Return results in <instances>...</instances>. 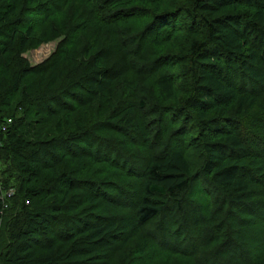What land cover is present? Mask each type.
<instances>
[{"label":"trees","instance_id":"16d2710c","mask_svg":"<svg viewBox=\"0 0 264 264\" xmlns=\"http://www.w3.org/2000/svg\"><path fill=\"white\" fill-rule=\"evenodd\" d=\"M65 1L0 0V171L12 166L21 180L35 175L37 181L23 194L18 186L7 195L12 172L6 182L0 176V264H158L159 258L170 264L172 255L180 258L178 264H264V245L255 246L260 239L252 237L264 230V0H191L178 7L174 15L182 14L188 29H202L188 48L189 78L180 99L175 78L152 80L159 96L177 104L157 108V117L146 122L139 116L140 109L150 110L146 102L132 106L123 99L108 111V120L87 117L82 126L80 118L70 122L71 114L87 106L95 113L104 109L118 78L136 87L138 79L124 78L125 72L159 71L155 65L162 58L138 59L143 35H125L118 24L144 16L150 5L153 35L147 40L160 45L177 17L158 12L162 4L152 0H80L81 18L63 25L66 37L56 52L39 65L27 64L21 54ZM89 26L105 30L115 57L97 50L98 36L84 45ZM78 58L72 67L63 63ZM98 96L103 102L93 105ZM60 110L64 122L52 128ZM129 132L141 140L133 141ZM129 140L153 152L124 169L140 179L130 213L104 218L87 208L74 212L82 202L91 207L97 202L96 193L87 199L78 193L80 182L89 188L112 182L93 180L101 177L94 163L102 159L123 169L100 150L131 158ZM17 158L23 161L17 164ZM133 240L134 252L128 253Z\"/></svg>","mask_w":264,"mask_h":264},{"label":"rangeland","instance_id":"374dc122","mask_svg":"<svg viewBox=\"0 0 264 264\" xmlns=\"http://www.w3.org/2000/svg\"><path fill=\"white\" fill-rule=\"evenodd\" d=\"M152 1L160 3V5L162 4L158 12L164 10V13H169L173 15L174 13L179 12L178 10L180 8L178 7H185L187 5H190L192 2L191 0H152ZM126 5H130V3L122 4V6H126ZM81 7H82V3L80 0L65 1V3L60 7L61 8L60 12L58 11L55 13L54 16H50L46 20V22H44L40 27H38V29L35 32L36 34H35L34 42L30 45L29 48H27L26 51H24L21 54V57L24 59V61L31 66H36L41 64L48 58H50L56 52L59 45L66 37V32L64 33L63 31L64 29L63 25L66 26L70 25V23L73 21L74 18L80 19L81 17L77 15V13L82 12ZM151 8L152 7L150 5H145L144 16H133L132 18H129V20L127 19L125 21H122L121 23L118 24V28L120 29V32L124 28L125 35L136 34V33L138 36L143 35V37L140 38L138 59H139V55H141L140 59L146 60L145 62L156 61L159 58H162V61L158 60L160 63L155 65V67L156 66L159 67V71L154 74H150L146 76H134L132 73L125 72L124 78L130 75L134 79V83L138 79V83L136 84L135 88L130 89L129 86H127V83L125 82L127 80L125 79L120 80V78H118V80H116L113 83L112 88L108 91V93H106L108 95V98L104 99L105 108L104 109L101 108L100 111L97 113H95V108L92 107L87 106L81 108V111L73 112L74 114H71L72 119L70 122H72V124L75 123L80 118L82 121L79 124V126H82L84 124L85 118L87 117L92 121H98V120L101 121L103 119L108 120V111L111 108L114 109V107H116L117 105L119 106L118 101L120 100L122 101L123 99H124L123 101L126 104L132 106L138 105L139 100H141L144 103L146 102V105L148 108H150V110L148 111V109L145 110L144 108V109H140L139 111V116L146 122L147 121L150 122V120H154L155 117H157V115L159 114L158 112L159 109L157 110V108H161L162 106L167 108L170 106H174V104H177L174 98L164 100L161 96H159L156 91V88L154 87V82L152 80H154L155 77L162 75H164L167 78L168 77L175 78L176 80L175 85L178 86L177 87L178 90L175 91L176 94L174 93V95L175 97L180 99V97L182 96V92L180 88L182 89V86H184L183 85L184 81L186 82V80L189 78V73H186V67L189 66L188 48L191 41L199 36L198 34L202 29L198 28L197 25L193 26V28L188 29L186 27L187 25L186 23L188 21L182 16V14L180 16L174 15L177 17L176 18L177 20L173 22L174 25L173 31L167 32L161 36L164 37V35L170 34L168 35V38L165 39L162 38L164 41L163 43H160V45H154L153 43L147 40L150 39V37L153 35L152 31L150 29L148 30V25L151 22V20L147 15V12L149 13V11H151ZM69 20L70 23H68ZM144 26H145V33L144 31L142 32ZM106 34L107 33L103 29L98 33L97 31H95V29H93L92 26H89L88 29L83 33L84 37L81 38L84 40V45H85V42H88L94 39V37L98 36V41L96 46L97 50L98 49L107 50L110 53H112L113 57H115V55L118 53H116L114 46H112V44L110 43L111 42L110 36H106ZM78 60L80 61V59L78 58L77 60L75 59V61L71 62L70 60H68V61H64L63 63H65L68 68V67H72V65L74 63H77ZM59 62H62V59L59 60ZM63 63H61V65ZM238 87L239 85L237 84V88ZM243 88L247 90L249 87L247 84H244ZM106 94H104L103 97H105ZM103 97L98 96V98H96L95 102H93L92 104L94 105L95 103H102ZM15 100H18V98H15ZM261 103L262 102L260 101L258 105ZM64 117H65L64 113L61 110L57 116L54 115V118L51 119L52 128L56 127L53 125H56L57 121L62 120L64 122V120L62 119ZM23 121H25V119ZM55 134L56 133H53L54 137L59 136V134L56 135ZM103 134L108 137L114 136L116 138V141H121L122 139H124L123 137L121 138L114 132H105ZM128 135L133 139V141L141 140V135L138 136V134H133L131 132H129ZM133 141L131 143L130 140L128 141V143L131 144V145L129 144L130 151L131 153H133V154L130 153L131 158L127 157V155H122V153L117 151L116 152L114 151L113 152L114 154L111 153L110 155H105L104 147L102 151L100 150L99 155L103 154L104 156H107L112 160H117L119 164L122 165L123 169H120L118 166L111 164L107 161H104L102 159L94 163L91 168L93 170L101 171L99 173L101 177L96 175L94 176L93 180L95 181L97 180L96 181L97 183H101L102 181L103 182L112 181V182L109 185L103 183H101V185L96 184L97 185L95 186L96 188L94 186H91L89 188L84 183L80 182L79 188L81 190L78 189L79 190L78 193H83V196H86L87 194V196L85 197L86 199L90 195L94 196L91 193H96L95 198H97V202L96 205L93 207L89 206L90 205L89 202H82V204L75 206L78 208H76L74 212L83 213L85 212L83 211L84 208H87L88 211H92L94 213L98 212V214L102 215V217L104 218H108V217L116 218L130 213L129 208L131 207V204L135 203L138 199L137 194L139 193V189H140V183H139L140 179L134 176L133 174L127 173L124 169H128L133 164V161H135L136 157L137 159L142 160L145 157L148 158V156H150L149 153H153L149 149H145V146L142 148L139 147V143ZM255 143L256 144L254 148L256 150H262L260 144L257 142ZM102 144L106 145L107 143H105L104 141V143ZM106 147H110V142L109 145ZM70 150L77 151V149L74 147H72ZM83 155H85V153ZM92 155L95 154L92 153ZM122 157H125V159H123ZM21 159L17 158L16 163L18 164L19 162L23 161ZM65 160L68 162L69 158L66 157ZM135 165L136 162H134L133 167H135ZM72 166L73 164H70V168H68V171L69 169L72 168ZM62 168H63L62 165L58 167L59 170H61ZM15 169H16L15 167L11 166V169L6 171V173H4V170L0 171V176L2 177L1 179H3L5 182L7 180V177L10 175L9 174L10 170L13 175V179L8 183L12 186V188L7 189L6 191L3 189L4 193L10 190L13 192L14 191L13 187L16 188L19 186L20 193L23 194L24 192L23 188L33 185L34 183L37 182L35 181L36 178L35 175L28 176L26 181L21 180L23 179L22 174L19 172V170H15ZM62 171H65V167L64 169H62ZM55 177H56L55 174H52L50 178H55ZM83 178L90 179L92 177H89V175L87 174H83ZM27 181H29V184ZM51 189L52 188H50V190ZM55 190L59 192V190H57L56 188ZM123 201L126 202V204ZM69 204H72V201ZM2 224L3 223L0 220V231L2 228L1 226ZM163 236L164 235H162L161 238H163ZM252 237L254 239H257V241L258 239H260L257 242L258 244H256L255 246L264 245V230H261L260 233L259 231L253 232ZM152 238L154 239L155 242H158L160 239V237L156 234H153ZM169 241L172 242L171 240ZM134 243H136V240L130 241L128 253L130 251H132L131 253L134 252L133 249L135 248L132 247V244ZM185 249L189 251L191 249V246H185ZM170 257H171L169 262L170 264L171 263L178 264L181 261L179 257L173 255ZM117 259L119 258L117 257ZM159 260L160 261L158 262V264L163 263L162 258H159Z\"/></svg>","mask_w":264,"mask_h":264},{"label":"built area","instance_id":"2783aa9c","mask_svg":"<svg viewBox=\"0 0 264 264\" xmlns=\"http://www.w3.org/2000/svg\"><path fill=\"white\" fill-rule=\"evenodd\" d=\"M13 192L10 190V191H8L6 194L8 195V194H12ZM5 206H6V204H5Z\"/></svg>","mask_w":264,"mask_h":264}]
</instances>
